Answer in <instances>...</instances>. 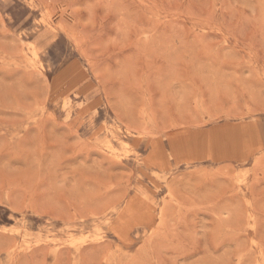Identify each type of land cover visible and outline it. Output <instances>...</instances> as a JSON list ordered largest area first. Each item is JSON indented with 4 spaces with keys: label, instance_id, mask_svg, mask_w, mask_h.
I'll return each mask as SVG.
<instances>
[{
    "label": "rangeland",
    "instance_id": "obj_1",
    "mask_svg": "<svg viewBox=\"0 0 264 264\" xmlns=\"http://www.w3.org/2000/svg\"><path fill=\"white\" fill-rule=\"evenodd\" d=\"M0 264H264V0H0Z\"/></svg>",
    "mask_w": 264,
    "mask_h": 264
},
{
    "label": "bare ground",
    "instance_id": "obj_2",
    "mask_svg": "<svg viewBox=\"0 0 264 264\" xmlns=\"http://www.w3.org/2000/svg\"><path fill=\"white\" fill-rule=\"evenodd\" d=\"M51 25V24H50ZM53 27V26H52ZM51 28V27H50ZM54 28V27H53ZM49 30V29H48ZM52 33H54V32H52ZM58 34V33H57ZM38 57V54H37V52H35V51H33V58H37ZM76 66H78V65H76ZM66 73V72H65ZM64 73V74H65ZM79 74V73H78ZM58 80V79H57ZM69 80V79H68ZM78 83V82H77ZM80 84V83H79ZM93 102V101H92ZM91 102V103H92ZM96 107V106H95ZM93 109V108H92ZM248 127H250V126H248ZM253 128V127H252ZM254 129V128H253ZM223 130V129H222ZM224 130H225V128H224ZM229 130V129H228ZM231 130V129H230ZM117 131V130H116ZM218 131V130H217ZM222 132V131H221ZM239 133V132H238ZM237 133V134H238ZM216 134V133H215ZM218 134V133H217ZM235 135H236V133H235ZM203 136V135H202ZM216 136V135H215ZM219 136V135H218ZM221 136V135H220ZM237 136V135H236ZM235 136V137H236ZM143 137V136H142ZM241 137V136H240ZM134 138H136V137H134ZM150 138V137H149ZM157 138V137H156ZM207 138V137H206ZM137 139V138H136ZM213 139V138H212ZM219 139H221L220 137H219ZM252 139V138H251ZM250 139V140H251ZM143 140V139H142ZM152 140V139H151ZM249 140V141H250ZM153 141V140H152ZM156 141V140H155ZM168 142V141H167ZM217 142V141H216ZM153 143V142H152ZM158 143V142H157ZM206 143V142H205ZM219 143V142H218ZM217 143V144H218ZM166 144V143H165ZM202 144V143H201ZM223 144V143H222ZM106 145H107V147L112 151V152H116V148L114 147V145H113V143L111 142V140L110 139H108L107 141H106ZM191 145H193V144H191ZM206 146V145H205ZM222 146V145H221ZM164 147V146H163ZM192 147H194V146H192ZM155 148H156V146H155ZM203 148V147H202ZM213 148V147H212ZM211 148V149H212ZM194 149V148H193ZM206 149V148H205ZM208 149V148H207ZM160 150V149H159ZM181 150V149H180ZM160 152V151H159ZM181 152V151H180ZM189 152V151H188ZM176 153V152H175ZM214 154V153H213ZM158 155V154H157ZM161 155H163V153L161 154ZM168 155V154H167ZM222 155V154H221ZM164 156H166V154L164 153ZM174 156V155H173ZM185 156H187V155H185ZM158 157V156H157ZM162 157V156H161ZM184 157V156H183ZM189 159H190V157H188ZM193 160V159H192ZM165 161V160H164ZM156 184V183H155ZM145 185V184H144ZM170 186V185H169ZM150 191H152L151 189H150ZM154 193V192H153ZM164 204H165V202H164ZM161 212V211H160Z\"/></svg>",
    "mask_w": 264,
    "mask_h": 264
}]
</instances>
